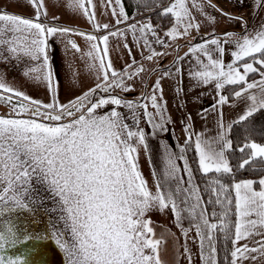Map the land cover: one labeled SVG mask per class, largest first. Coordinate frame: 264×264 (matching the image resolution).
<instances>
[{
  "label": "snow or ice",
  "instance_id": "obj_1",
  "mask_svg": "<svg viewBox=\"0 0 264 264\" xmlns=\"http://www.w3.org/2000/svg\"><path fill=\"white\" fill-rule=\"evenodd\" d=\"M28 2L35 9V19L0 13V45L6 46L12 54H23L34 61L42 59L39 66L29 69L24 75L46 82L52 99L49 103L33 99L0 78V103L10 108L8 113L0 114V264H33L29 257L38 252L40 242L49 239L64 254L65 264H162L159 255L162 241L155 238L151 221L145 219L146 213L153 208L161 211L170 209L178 222L183 212L195 221L193 226L199 238L203 264H218V234L231 240V264L246 259L255 260L257 257L251 256V253L264 255V177L258 181L247 179L228 185L218 176H213L203 189L208 195L205 201L200 187L192 183L193 176L186 159L180 157L185 159L184 171L188 174L185 181L183 177H177V165L169 155L165 175L168 179L177 180L176 186L165 191L163 185L157 183L156 191L152 192L138 164L139 147L147 149L144 131L130 130L115 110L107 115H96V110L105 105H121L120 98L110 96L95 103L90 99L97 90L108 92L123 85V79L118 78L121 74L113 69L108 58L109 35L116 36L118 33L97 37L71 28L48 26L40 22L41 16L47 15L43 11L44 0ZM108 2L111 4L112 0ZM189 2L172 0L160 13L171 14L175 18V25L165 33L173 40L188 35L193 28L199 29V24L193 22ZM115 3L120 6L119 17L126 20L121 0H115ZM208 4L215 7L211 0ZM89 5H92V0H72L73 8L81 10L97 30L108 29V24L95 23V13L90 11ZM192 6L203 9V5L195 0H192ZM113 15H117L115 10ZM121 22L119 18L116 21L117 24ZM181 27L183 31H180ZM130 28L134 32L137 30L135 25ZM138 31L156 36L150 23L142 25ZM58 32L84 36L91 42L87 55L98 61L101 73L97 79L102 82L67 104H60L56 99L53 73L46 53L48 38ZM225 36L228 39L224 41L213 37L195 44L185 55L196 56L200 68L191 75L199 83L206 85L214 82L218 90L225 85H245L234 93L237 98L248 93L246 99L250 101L247 110L236 121L238 123L264 110V71L261 70L264 69V26L252 34L246 31L236 38L232 33H225ZM157 42L163 43L159 38ZM68 43L72 49L80 51L75 41L69 40ZM144 43L151 48L146 38ZM229 43L234 45L235 50L231 52L232 61L225 64L222 58L225 48L222 45ZM210 45L215 48H210ZM157 55L162 54L153 51L147 59ZM201 57H205L207 62ZM141 71L142 67L125 75L131 79ZM250 73H259L260 79L248 82ZM252 89H258V93H251ZM128 90L124 87V91ZM156 92H160L162 98L159 80L155 82L149 99L156 114L163 119V106L158 102ZM227 100L226 96L220 95L218 103L223 105ZM125 106L129 109L134 107L132 102H127ZM140 107L145 109L149 123H153L152 113L146 111L148 105ZM153 127L162 128L163 125L153 124ZM191 140L189 135L188 142ZM220 140L223 143L214 146L213 142L196 136L199 170L205 176L209 173L230 175L233 172L225 155V150L231 149L232 143L223 135ZM246 149L249 150L247 158L238 164L239 169L250 166L257 159L264 161V145L248 142L238 150L244 153ZM257 184L258 189L254 187ZM41 191L47 192L48 196H41ZM46 200L55 205L51 212L59 214L62 227L53 223L50 233L45 234H33L18 228L19 216L16 214H34ZM181 204L186 207L182 208ZM208 204L219 206L221 211H213L209 216ZM187 231H184L185 236ZM69 235L70 239L67 238ZM254 236L260 237L254 241L256 247L239 243ZM30 241L36 243L29 246ZM18 245H25L26 251L7 254L9 249ZM34 264L46 262L35 261Z\"/></svg>",
  "mask_w": 264,
  "mask_h": 264
},
{
  "label": "rangeland",
  "instance_id": "obj_2",
  "mask_svg": "<svg viewBox=\"0 0 264 264\" xmlns=\"http://www.w3.org/2000/svg\"><path fill=\"white\" fill-rule=\"evenodd\" d=\"M195 2L199 5H203V9L201 10L198 7H193L192 0H190L188 6L193 22L199 24V29L197 30L196 28H193L188 35L173 40L166 36L165 33L175 25L174 18V23L168 28V30H166L162 36L157 35V38L161 41H164L166 38L170 40V44L165 49L162 48L164 43H158L157 38L154 37L152 33L146 31V34H141L138 31L142 25L148 24V21H143L144 19L132 21L126 26L119 28V26L127 20L130 21V18L127 17L125 20L123 17H119L120 6L116 5L115 0H112L111 4H109L108 0H92V5H89L90 11L95 13V23L100 25L108 24V29L97 30L93 23H90L88 18L82 14L81 10L73 8L72 0H44L43 11H45L47 15H42L40 21L48 26L71 28L76 32L96 35L97 37H103L111 32H117L118 35L116 36L109 35L108 40V58L112 62L113 69L116 71L117 69H121L120 67H123L124 63H129L128 61H125L123 57H120L119 61H117V59L112 61V56L115 52H125L128 58L130 42L135 47L136 58L141 62L140 67L142 66V62H144L145 67H150L163 62L165 60L163 56H165L168 48L175 45V43H182L189 38L191 40L195 38L196 35L200 34L201 30L204 31L210 29L209 27L212 22L205 17V14L207 12V6L208 8L212 7L207 3L208 0H195ZM211 3L215 5L221 14L231 17H223L221 14L217 15L222 19L218 22V25L223 27L222 29H226L230 25L232 26L233 23L238 24L239 28L242 27L240 31L236 30V32L239 31V33L238 35L233 34V38L245 34L246 26L243 23L242 25L239 20V18L244 19V15L250 17L249 19L251 21V27L247 30L248 34H252L264 26V0H211ZM113 10L117 13L116 16L113 15ZM118 18L122 20L119 24L116 23ZM132 25H135L137 29L135 32L130 28ZM180 31H183L182 27L180 28ZM119 33H123V35H120ZM145 38L148 40L151 48L145 45ZM69 40L75 41L80 48V51L72 49L71 45L68 43ZM48 41L52 44V49L55 53L54 62L51 60L50 55L48 58L50 69L53 73V87L56 90V99L58 103L67 104L69 101H74L90 88H94L98 82H102L97 79V77L101 75L98 71V61L87 55L91 50V42L87 41L84 36L61 34L58 32L54 36L49 37ZM125 44L128 45L127 48H125ZM228 46L235 50L233 44L229 43ZM101 47H103L102 44ZM153 51L161 53L162 55L153 56L151 60L147 59ZM227 52L229 51H226V58H229V54H231L232 51L229 53ZM7 53L8 51L6 49L0 47V78H2L9 86L19 91H23L33 99H39L43 103L51 102L52 96L47 90L46 82L42 79L39 81L30 79L24 75L29 69L39 66L42 61H38L36 64L35 62H31L28 65L9 63L6 59ZM93 65H95V67ZM176 66L177 65L174 64L171 68L159 72L162 74V82L164 83V89L167 92L164 95L166 98V94L168 95L172 105V107L165 105L160 94L157 95L158 102L163 106V119H161L160 115L156 114V110L151 106V101L149 99L150 91L157 81V78L153 77L148 81L147 79L150 75L146 79L147 82L145 81L144 83L146 88H148L147 92L144 87L143 92L140 93L138 98L144 100L147 97V99L141 104H134L132 101H129L130 98L120 96L119 91L124 94V87H127L128 89L130 88L129 83L126 81H123L125 84L121 87H113L115 89L113 92H110L112 95L101 96L98 98L115 96L121 99L122 104L119 106L111 104L105 105L96 110V115H107L115 110L120 113L122 122L127 124L130 130L144 131L147 149H145L144 146L139 147L138 164L139 170L144 180L147 182L148 188L152 192L156 191L157 183H161L165 191L169 188H175L176 186L177 180L168 179L165 175L169 155H171V158L175 160L177 165L178 178L183 177L185 181L188 180V174L184 171L185 159L193 176L191 165L186 156L184 139L179 133L176 118L178 116L182 119L184 116L179 106L175 86L170 82L171 76L176 70ZM124 69V72L121 73L122 75H125V73H131L132 68L129 69L126 66ZM165 73H168V75H165ZM97 100L92 102L95 103ZM127 102H132L134 107L132 109L126 107L125 105ZM143 104L148 105L146 111L152 113L153 123H149V117L144 114L145 109L140 107V105ZM9 111L10 109L0 105V114H5ZM77 115H79V113H77ZM183 120L185 124V119L183 118ZM153 124H162L163 127H153ZM262 145H264V142ZM182 156L185 159H180ZM192 183L197 185L194 176ZM40 195L47 197L48 193L41 191ZM50 202L52 201L46 200L45 205L40 207L34 214H16L19 216L17 221L18 228H20V219L23 217L29 219L34 216L37 218L40 225H45V222H49L47 218L43 219V217H45L43 208L45 207L49 209L51 207ZM180 206L182 208L186 207L183 204ZM58 215V213H53V223L56 222L62 227V222L58 220ZM181 215L182 219L179 222L176 220L175 214L170 209H164L161 211L158 208H153L145 215V219L151 221L150 226L154 230L155 238L161 239L162 241L159 251L162 264H203L199 247V238L196 236L195 228L193 226L195 221L191 220L186 212H183ZM185 230H188L186 236L184 235ZM67 238L70 239V235ZM185 249H187V251H185Z\"/></svg>",
  "mask_w": 264,
  "mask_h": 264
},
{
  "label": "crops",
  "instance_id": "obj_3",
  "mask_svg": "<svg viewBox=\"0 0 264 264\" xmlns=\"http://www.w3.org/2000/svg\"><path fill=\"white\" fill-rule=\"evenodd\" d=\"M143 21H148V23H150L153 26V29L156 33V36L154 37L156 38L158 37L157 35L162 36L163 33L166 31L165 30L162 34H158L155 30L154 25L149 19L146 18ZM130 22L131 21L127 20L125 23L121 24L119 28L126 26ZM229 29L241 30L238 24H236L235 27H229ZM207 30H204V31L201 30L200 31L201 33L196 35L195 38L201 34H206V33L209 34L210 29H207ZM215 38L220 39L221 41L228 39V37L226 36H216ZM188 40H190V38L187 39V41ZM169 41L170 40L166 38L163 41L164 44L162 45V48L165 49L170 44ZM185 41H183L182 43H175V45L169 47L167 52L165 53V56H163L165 60L159 64H156L150 67H145L144 62H142L141 67L143 68V71L139 72V74L137 75H133L131 79H128V76L122 75L121 73L124 72L123 70H125L124 67L126 66L129 69L132 68L131 73H134L136 69L141 68L140 67L141 62L137 60L138 58H136V50H135L134 45L130 42V50H129L130 54L128 58L125 52L113 53L112 61L116 59L117 61H119L120 57H123L125 61L129 62L128 64L127 62L124 63L123 67H120L121 69L116 70L117 73L121 74L119 78H122L123 81H126L129 83L130 88L128 91H124V93L130 92V95L134 98V100H136L134 104L138 105V104L143 103L147 99V97L144 100L143 99L140 100L138 98H139L140 93L143 92V88L145 86L144 83L146 79L150 75L147 80L150 81V79H152L153 77H156L157 81L159 80L160 87L162 89V99L164 101V104L169 105V107L170 106L172 107L171 102L168 98V95L166 94L167 98L164 95L167 92L164 89V83L162 82L163 81L162 74H160L159 72L167 70L171 68L174 64H176L177 65L176 70L172 74L170 82H172L173 85L175 86V91L177 92L179 106L184 116L182 117L185 119V122H186L184 124L183 118L181 119L178 116L176 117L177 122H178L179 133L184 139L185 146H186V143L188 142L189 135H191L192 137L194 147H195V140H196L197 135H199L202 140L213 142L214 146H218L223 143V141L220 140L221 135L224 136L225 140H230L232 143L231 127L236 121H238L239 116L244 114V112L247 110V107L250 103V101L246 99L248 93H245L244 96L239 97V98L234 96V99L232 101L227 100L225 104L220 105L218 103L219 96L223 95L227 97L225 87L223 89L218 90L215 88L214 82L205 85L203 83H199L196 79L192 77L191 73L199 70L200 66L197 64L195 55H192V54H189L187 56L185 55V53L189 52L190 47H182L180 50L179 58L174 63L169 65L168 67H164L172 62L176 54V50ZM204 42H201V43H204ZM222 46L225 48V52L222 58L225 64L230 63L232 61V57H231V54H229L230 55L229 58H226V51L231 52L233 51V49L232 47L228 46V44H223ZM209 47L212 49L215 48V46H211V45ZM213 55L215 56L216 53L213 52ZM201 59H203L205 63L207 62L205 57H201ZM129 65H131V67H129ZM177 69H179V71H177ZM241 71L243 70L241 69ZM259 79H260V76L248 82L258 81ZM153 89H154V86L152 87L150 91V96L153 94ZM240 90L241 89H239L238 91ZM250 92L258 93V89H252L250 90ZM119 93L122 94L120 91ZM155 94L156 95L160 94L161 96L160 92H156ZM263 119H264V115H263ZM221 125H223V127H221ZM229 126L231 127L229 128ZM186 128H187V131L185 130ZM228 150H225L226 158H227ZM196 157L198 160L199 158H198L197 153H196ZM254 187H256V185H254ZM256 188L258 189V187ZM259 239H260L259 236H254L247 240H241L239 243L241 245L248 244L250 247H256V244L254 243V241L259 240ZM250 255L256 256L257 258L255 260L246 259L243 261H238L237 264H264V255H260L259 253H251Z\"/></svg>",
  "mask_w": 264,
  "mask_h": 264
},
{
  "label": "trees",
  "instance_id": "obj_4",
  "mask_svg": "<svg viewBox=\"0 0 264 264\" xmlns=\"http://www.w3.org/2000/svg\"><path fill=\"white\" fill-rule=\"evenodd\" d=\"M124 11L130 21H136L140 19H149L155 27L158 34H162L173 23L174 17L169 15H161L162 10L170 5L172 0H121ZM259 67V65H255ZM264 71V69H261ZM260 76L259 73H250L247 77L248 81ZM244 85H226L225 91L229 101L234 99L235 91L241 89ZM264 110H260L250 118L242 122H235L231 127L232 136V148L227 151V159L233 169L230 175H221L216 173H209L208 176L203 175L199 170V164L196 157L195 147L193 141L187 142L185 146L186 156L191 165L194 180L201 189V195L206 201L208 195L204 193L203 189L208 183L209 179L213 176H218L222 182L230 185L233 182H239L242 180L251 179L258 181L261 177H264V161L259 159L255 160L250 166H246L244 169H239L238 164L242 159L247 158L249 150H245L241 153L238 149L245 143L256 142L263 144L264 142ZM256 187L259 188L257 184ZM208 215L211 216L213 211L220 212L219 206L211 204L206 205ZM233 220L235 217L232 218ZM215 222V220H213ZM217 261L218 264H231L230 252L233 249V245L230 239H225L223 234H218L217 240Z\"/></svg>",
  "mask_w": 264,
  "mask_h": 264
},
{
  "label": "water",
  "instance_id": "obj_5",
  "mask_svg": "<svg viewBox=\"0 0 264 264\" xmlns=\"http://www.w3.org/2000/svg\"><path fill=\"white\" fill-rule=\"evenodd\" d=\"M0 12H6L8 14H17L25 18L35 19V9L32 7L31 3L28 2V0H0ZM218 14H221V13L216 7L208 8L207 6V12L205 14V17H207L208 20L212 22L211 26L209 27L210 33L201 34L192 40L185 41L177 49L175 57L173 58L172 62L164 67H168L169 65L174 63L179 58L180 50L182 47H191L197 43L204 42L216 36H225V33H232V34L238 35L240 30L236 32V30L234 29H229L231 25L226 29H222L223 27L218 25V22L222 20L221 17L217 16ZM221 15L223 17L227 16L225 14H221ZM249 18L250 17L245 16V15H244V19L239 18L241 24L243 23L246 26V31L249 30L251 27V21ZM235 26H236V23H233L231 27H235ZM0 47L7 50L6 46L0 45ZM46 53L48 56L49 55L51 56V60L54 62L55 53L52 49V44L49 41H48V46L46 48ZM6 59L9 63H21L24 65H28L31 62H35L36 64L38 61H42V59L38 61H34L28 56H25L23 54H19V55L12 54L9 51L6 54ZM50 206L51 207L49 209L45 207L43 208V213L45 217L42 216L43 219L47 218L49 222H45V225H40V223H38L37 218L34 216L30 217L29 219H26L23 217L20 219L21 222L20 223L18 222L20 224V229H27L30 233H33V234H45L46 232L50 233L51 231L50 226L53 224V212H51V209L55 205L52 202H50ZM34 243L36 242L30 241L29 246ZM37 247H38V252L29 257L30 262H33V264L35 261H44L46 262V264H65V256L59 250V248L57 247V245L55 244L53 240L49 239L46 241H42L37 245ZM25 251H26L25 245H18L17 248L9 249L7 251V254L8 255L20 254Z\"/></svg>",
  "mask_w": 264,
  "mask_h": 264
},
{
  "label": "flooded vegetation",
  "instance_id": "obj_6",
  "mask_svg": "<svg viewBox=\"0 0 264 264\" xmlns=\"http://www.w3.org/2000/svg\"><path fill=\"white\" fill-rule=\"evenodd\" d=\"M146 88V86H144ZM115 88H111L109 89L108 92L104 93L102 91H97L90 99H92V101L94 100H97L99 97H103V96H107V95H112L110 94V92H113ZM144 90V88H143ZM148 88H146V92H147ZM118 96V95H117ZM120 96H123L125 98H130L129 101H132L133 103L136 102V100H134V98L130 95V92H125L124 94H120ZM1 106H5L6 108L10 109L7 105H3V104H0Z\"/></svg>",
  "mask_w": 264,
  "mask_h": 264
}]
</instances>
